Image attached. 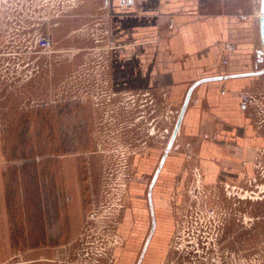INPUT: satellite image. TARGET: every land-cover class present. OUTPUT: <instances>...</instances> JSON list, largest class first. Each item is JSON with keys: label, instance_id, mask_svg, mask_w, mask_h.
Here are the masks:
<instances>
[{"label": "rangeland", "instance_id": "obj_1", "mask_svg": "<svg viewBox=\"0 0 264 264\" xmlns=\"http://www.w3.org/2000/svg\"><path fill=\"white\" fill-rule=\"evenodd\" d=\"M110 19V0H0V264H116L126 211L147 206L180 108L165 88L114 89ZM249 94L247 177L207 183L179 130L153 264H264V87Z\"/></svg>", "mask_w": 264, "mask_h": 264}, {"label": "crops", "instance_id": "obj_2", "mask_svg": "<svg viewBox=\"0 0 264 264\" xmlns=\"http://www.w3.org/2000/svg\"><path fill=\"white\" fill-rule=\"evenodd\" d=\"M130 1L110 0L112 86L120 92L165 88L171 103L180 108L192 84L223 76L194 87L180 135L193 142L207 183H235L247 177L262 139L241 97L263 88L264 74H241L264 67L261 0ZM183 158V153L174 152L173 167L175 161L182 166ZM126 254V261L118 263L124 255L121 251L116 264L137 263L138 252ZM155 261L146 259L142 264Z\"/></svg>", "mask_w": 264, "mask_h": 264}, {"label": "flooded vegetation", "instance_id": "obj_3", "mask_svg": "<svg viewBox=\"0 0 264 264\" xmlns=\"http://www.w3.org/2000/svg\"><path fill=\"white\" fill-rule=\"evenodd\" d=\"M165 163L159 172L152 190L150 191L148 188L146 196L147 206H141L138 204V201L134 200L131 203L132 208L126 211L120 228L117 230L124 238L125 249L128 250L129 254L138 249L136 264H142L146 259L158 261L161 251H166V237L170 236L172 232L171 228L174 226V224H171L168 220V216L165 218L167 206L165 194L163 192L166 188L160 190V188L157 187L162 176L167 179L169 178V174L172 175L171 172H164ZM166 222L170 223L169 227L165 226Z\"/></svg>", "mask_w": 264, "mask_h": 264}, {"label": "water", "instance_id": "obj_4", "mask_svg": "<svg viewBox=\"0 0 264 264\" xmlns=\"http://www.w3.org/2000/svg\"><path fill=\"white\" fill-rule=\"evenodd\" d=\"M259 25H260V38H261V44H262V51H261V55L264 56V0H261L260 1V17H259ZM263 60H261L262 62ZM264 74V67L260 70H256V71H253V72H249V73H244V74H241L242 76H260V75H263ZM223 76H218V77H213V78H207V79H203V80H200L198 83L200 82H203V81H210V80H219V79H222ZM198 83H194L191 85V87L188 89L187 91V94L184 98V101L181 105V108H180V111H179V114H178V117L176 119V122L174 124V127H173V130H172V134L170 136V139L167 143V146L164 150V153L160 159V162H159V165H158V168L156 169L153 177H152V180H151V183H150V187H149V190L151 191L157 178H158V175H159V172L162 168V166L164 165L165 161L167 160V157L169 156V153L171 152V148L173 146V142L180 130V127H181V122H182V118H183V115H184V112L186 110V107L188 105V102L190 100V97H191V93H192V90L194 89V87L198 84ZM149 201H150V192H149ZM145 250V249H144Z\"/></svg>", "mask_w": 264, "mask_h": 264}, {"label": "built area", "instance_id": "obj_5", "mask_svg": "<svg viewBox=\"0 0 264 264\" xmlns=\"http://www.w3.org/2000/svg\"><path fill=\"white\" fill-rule=\"evenodd\" d=\"M124 1H126V0H124ZM127 1H129V0H127ZM171 26H172V23L170 22L169 27H171ZM232 48H233V45L229 44L228 49H232ZM241 98H242V107L244 110H250V111H260L261 110L260 108H258V104H257L258 99L253 97L251 94L245 93L242 95ZM262 99H264V98L262 97ZM256 105H257V107H255Z\"/></svg>", "mask_w": 264, "mask_h": 264}, {"label": "bare ground", "instance_id": "obj_6", "mask_svg": "<svg viewBox=\"0 0 264 264\" xmlns=\"http://www.w3.org/2000/svg\"><path fill=\"white\" fill-rule=\"evenodd\" d=\"M110 5H111V4H110ZM114 18H115V17H114ZM116 18H117V17H116ZM118 20H119V19H118ZM119 21H120V20H119ZM119 21H118V22H119ZM121 21H124V20H121ZM121 21H120V22H121ZM123 23H124V22H123ZM125 31H126V30H125ZM122 33H123V32H121V34H122ZM125 33H126V32H125ZM117 34H119V33H117ZM115 35H116V34H115ZM124 35H125V34H124ZM124 35H123V36H124ZM113 36H114V35H113ZM123 36H122V37H123ZM116 37H117V36H116ZM116 37H115V38H116ZM119 37H120V34H119ZM113 38H114V37H113ZM180 108H181V107H180ZM262 190H264V187L262 188ZM262 192L264 193V191H262ZM119 258H120V257H119ZM123 258H124V259L127 258V254H126V253L123 255Z\"/></svg>", "mask_w": 264, "mask_h": 264}]
</instances>
